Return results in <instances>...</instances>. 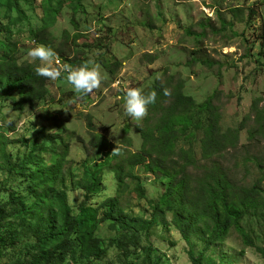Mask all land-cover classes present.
<instances>
[{
  "label": "rangeland",
  "instance_id": "1",
  "mask_svg": "<svg viewBox=\"0 0 264 264\" xmlns=\"http://www.w3.org/2000/svg\"><path fill=\"white\" fill-rule=\"evenodd\" d=\"M44 1H21L20 10H17L13 8L14 1L0 0V21L11 26L13 40L18 44L20 63H29L27 51L39 46L33 43L30 31L42 25L44 11L40 5ZM71 14L75 15L73 22ZM223 22L228 23L225 31ZM72 23L78 26V30ZM54 29L59 42L66 46L67 53L73 49L69 53L70 59L95 61L102 83L87 101L80 99L73 103L77 94L64 79V73L61 79L51 81L47 102L34 110L27 109L21 113L14 103L0 101V122L3 124L0 134L8 131V122L15 124V131L8 133L10 144L5 150L11 167L21 163L18 155L29 153L19 143L21 139L41 138L40 130L47 128L48 132L61 133L53 127L52 121H44L41 117V112L46 110L63 122L71 136V170L67 187L75 212L86 203L85 187L91 183L93 170L96 169L98 175L103 176L105 189L89 197L88 205L101 209L103 214L107 211L102 208L106 199L120 195L122 204L128 207L125 215L150 220L156 214L159 220L166 222L154 225L148 234L143 232L137 244L128 249L120 247V241H125V232L128 231L122 227L115 230L112 222H103L98 228L97 238L101 240L104 257L92 262L81 261L80 253L73 262L149 264L146 255L151 247V264H195L189 252L197 256L203 249L201 264H264V258L256 247L245 245L234 227L220 243L205 247L197 234H192L190 242H186L171 221V210L162 213L154 211V205L164 191L162 177L147 174L144 166L139 167L136 170L139 177L127 179L120 194V182L108 165L113 159L110 150L101 151L91 143L93 134H97L109 143L130 146L135 151L141 149L143 139L136 129L137 122L124 114L123 90L127 87L147 89L156 78H163L166 70L172 74L181 73L186 94L193 96L198 103L204 102L216 90L221 91L218 99L223 110L224 129L240 127L242 123L251 124L247 118L253 103L261 101L260 106L264 107V0H86L84 9L67 2ZM189 31L193 34L206 33V37L199 39ZM76 35L79 36L77 39ZM1 40L5 37L2 36ZM198 48L216 61L214 68H206L199 62L189 68L191 53ZM112 61L120 65L108 63ZM111 69L116 74L111 73ZM129 126L128 132L126 129ZM202 136L203 131L198 130L196 139H192L191 143L186 140L179 145H192L200 158ZM247 137L248 131L243 129L241 143L247 142ZM129 138H132L131 145ZM251 150L258 156L263 155L264 138L258 140ZM5 163L1 161L0 192L5 189L21 191L17 172ZM242 172L246 173L245 181L249 186L260 182L264 196V181L260 179L256 167L250 165L246 171L239 168L236 170L237 177H241ZM142 184L144 193L140 187ZM262 212V216L249 214L241 220L245 231L259 247H264ZM36 244V238L20 236L16 247L0 260V264H18L24 259H32L38 252Z\"/></svg>",
  "mask_w": 264,
  "mask_h": 264
},
{
  "label": "trees",
  "instance_id": "2",
  "mask_svg": "<svg viewBox=\"0 0 264 264\" xmlns=\"http://www.w3.org/2000/svg\"><path fill=\"white\" fill-rule=\"evenodd\" d=\"M12 1L13 8L20 10L19 3L27 0ZM84 1L45 0L40 5L44 11L42 25L30 31L37 44L50 48L56 45L53 50L57 58L62 64L73 67L82 65L86 60L69 58L73 49L67 53L66 46L56 36L54 26L58 16L66 9L67 2L84 9ZM74 14H71V21L75 18ZM72 24L78 30V26ZM227 25V22H223L224 31ZM9 26L0 21V101L14 103L22 113L47 102L51 80L37 76L34 64L19 62L18 44L13 40ZM189 33L193 34L191 31ZM193 35L199 39L206 37V33ZM2 36L5 40H1ZM78 37L76 35V39ZM61 39L64 41V37ZM201 52H204L202 48H198L191 53L189 68L197 62L206 68H214L216 61ZM108 63L120 65L114 61ZM110 72L116 74L114 69ZM165 89L171 94L165 95ZM143 91H155L157 97L155 103L148 107L147 116L136 124L143 139L142 147L135 151L130 146L119 145L121 154H112L113 159L108 162L120 182L118 193H123L127 179L139 177L136 170L144 166L145 173L162 177L164 191L155 203L154 211L162 213L171 210V221L186 242H190L192 234H197L205 247L220 243L229 229L234 227L242 236L243 243L256 247L264 258V247L255 246L241 223L246 215L256 217L263 214L264 196L260 182L249 186L245 181L246 173L242 172L241 177H237L236 173L239 168L246 171L250 165H254L264 181V150L261 156L251 150L258 140L264 138V107L260 106L261 101L254 102L251 107L247 118L251 124L242 123L240 127L224 129L219 90L198 103L193 96L186 94L181 73L172 74L166 70L163 78H156ZM88 96L83 99L87 101ZM46 112H41L43 120L52 121L53 127L61 130V133L48 132L47 128L40 130L41 138L29 141L21 139L19 143L29 153L18 155L21 163L16 166L11 167L5 151L10 144L8 133L15 131V124L10 122L8 131L0 134V166L1 161L6 162L21 180L18 187L21 191L5 189L0 192V260L12 252L20 236H29L37 239L38 252L32 259H24L18 264H77L73 261L80 253L81 261H97L104 257L101 240L97 238L98 228L103 222H112L115 230L122 227L128 231H124L125 241H120V247L126 249L137 244L143 232L148 234L154 225L163 222L156 214L150 220L125 215L128 207L122 204L120 195L106 199L102 208L107 211L103 214L101 209L88 205L89 197L105 189L103 176L98 175L96 169L93 170L91 183L85 187L86 203L75 212L67 187L71 170V136L57 116ZM243 129L248 131L245 143H241ZM198 130L203 131L200 158L192 145H179L186 140L191 143L192 139H196ZM126 131H130V126ZM91 143L101 151L109 149L111 152L116 146L97 134H93ZM228 156L230 160L227 161ZM140 187L144 193L143 184ZM4 198L6 200L2 202ZM189 253L195 264H201L204 249L197 256ZM146 256L151 264V247Z\"/></svg>",
  "mask_w": 264,
  "mask_h": 264
},
{
  "label": "clouds",
  "instance_id": "3",
  "mask_svg": "<svg viewBox=\"0 0 264 264\" xmlns=\"http://www.w3.org/2000/svg\"><path fill=\"white\" fill-rule=\"evenodd\" d=\"M26 56L28 62L35 65L34 72L39 77L56 81L61 79L62 74L66 73L64 79L77 94L73 103L90 95L101 86L102 76L95 61L92 59L76 67L62 64L57 58V53L45 45L31 47L27 51ZM37 61H39L38 64L36 63ZM164 92L165 95L171 94L168 89H165ZM156 97L157 93L155 91L145 93L139 88L127 87L123 90L122 97L124 114L139 123L147 116L148 107L155 103ZM2 126L3 124L0 122V127ZM111 154L120 155L121 146L116 144L111 150Z\"/></svg>",
  "mask_w": 264,
  "mask_h": 264
}]
</instances>
